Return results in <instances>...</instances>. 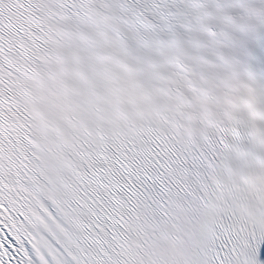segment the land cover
Here are the masks:
<instances>
[{"label":"snow or ice","instance_id":"1","mask_svg":"<svg viewBox=\"0 0 264 264\" xmlns=\"http://www.w3.org/2000/svg\"><path fill=\"white\" fill-rule=\"evenodd\" d=\"M0 264H264V0H0Z\"/></svg>","mask_w":264,"mask_h":264}]
</instances>
